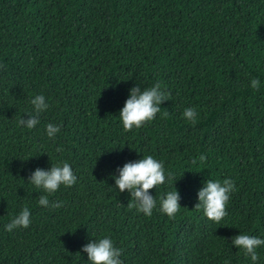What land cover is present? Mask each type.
Returning a JSON list of instances; mask_svg holds the SVG:
<instances>
[{
    "label": "trees",
    "instance_id": "obj_1",
    "mask_svg": "<svg viewBox=\"0 0 264 264\" xmlns=\"http://www.w3.org/2000/svg\"><path fill=\"white\" fill-rule=\"evenodd\" d=\"M155 84L170 93L161 112L125 131L129 90ZM36 95L49 108L28 129ZM146 155L171 173L149 190L151 216L113 178ZM61 161L73 186L49 195L28 182ZM208 179L234 181L220 223L195 208ZM175 188L170 219L159 200ZM24 207L30 226L6 231ZM239 234L264 239V0H0V264H90L83 246L104 237L122 264H253L231 243Z\"/></svg>",
    "mask_w": 264,
    "mask_h": 264
},
{
    "label": "clouds",
    "instance_id": "obj_2",
    "mask_svg": "<svg viewBox=\"0 0 264 264\" xmlns=\"http://www.w3.org/2000/svg\"><path fill=\"white\" fill-rule=\"evenodd\" d=\"M250 86L259 90L260 80L253 78ZM129 97L126 99L123 108L119 111V118L125 131H131L133 128H140L145 123L154 120L161 112V102L168 100L170 93L161 90L160 84L141 90L139 86H134L129 90ZM33 112L28 113L29 119H20V124L28 129L34 128L39 123V116L47 111L49 104L43 95H36L31 99ZM168 113L164 112L163 116ZM197 112L195 108H185L183 117L193 125L197 122ZM60 131V127L53 124L46 126V133L49 138H54ZM62 148H57V152H62ZM199 161L203 163L205 156H199ZM193 164L197 163L193 159ZM119 175L114 176L115 187L120 192H127L131 196L128 203L129 208H135L138 212L151 216L153 209L157 207L156 198L150 194L151 189L165 184L166 179L171 177L170 172H166L162 161L155 159L152 155L143 156L134 162H128L116 170ZM28 182L45 193L53 194L61 185L71 187L77 182L71 165L68 162L61 161L52 165L49 170L37 167L28 178ZM234 181L231 179L213 180L208 179L204 187L198 192L199 203L196 204L197 210L203 211L204 216L209 220L220 223L227 216V207L231 194L235 191ZM180 195L175 188L167 191L160 197L159 210L166 214L170 219L180 211ZM39 205L44 207L59 208L61 202L53 201L50 203L48 195H42L38 201ZM31 224V213L28 207H24L14 219L5 225V230L11 232L14 228H28ZM231 243L238 249H241L245 256H250L253 264L259 260L257 248L264 245V239L248 234H239L232 237ZM82 251L87 253L90 264H122L120 259L122 250L114 246L113 241L108 238L93 240L83 246ZM225 264H229L225 261Z\"/></svg>",
    "mask_w": 264,
    "mask_h": 264
}]
</instances>
